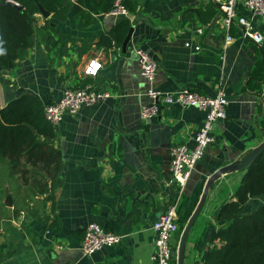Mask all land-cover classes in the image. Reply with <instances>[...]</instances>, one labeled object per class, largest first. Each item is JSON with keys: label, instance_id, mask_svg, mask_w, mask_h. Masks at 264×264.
<instances>
[{"label": "crops", "instance_id": "crops-1", "mask_svg": "<svg viewBox=\"0 0 264 264\" xmlns=\"http://www.w3.org/2000/svg\"><path fill=\"white\" fill-rule=\"evenodd\" d=\"M131 1L137 8L128 17L95 13L96 21L84 27L73 18V9L66 11L64 21L52 19L50 13L36 14L38 26L49 18L57 30L78 40L57 44L45 31L21 65L6 72L5 77L17 85L15 96L30 93L43 104L57 100L67 87L90 85L111 96L66 114L54 127V143L63 158L61 184L54 188L52 202L42 196L37 215L14 216L7 204L0 209V264H156L151 260L152 222L177 198L178 187L170 180V150L177 143H193L205 111L167 104L142 120L140 108L150 102L151 86L166 91L186 87L209 96L221 91L228 100L226 117L213 127L215 141L205 148L178 199L179 219L192 212L198 192L214 170L264 137V38L256 43L233 25V40L226 41L222 14L213 0ZM236 12L250 17L242 0ZM122 19L133 28L125 52L122 44L98 47L97 37ZM253 23L264 32L258 18ZM136 47L157 62L152 82L140 75ZM91 60L101 67L95 75L84 74ZM4 105L0 99V107ZM236 173L215 180L206 200L224 193ZM262 204L264 194L251 197L245 212ZM215 215L205 212L202 221L194 223L193 248L187 261L184 253V264H203L214 232L209 226H223ZM91 222L121 233V242L83 256L80 241Z\"/></svg>", "mask_w": 264, "mask_h": 264}, {"label": "trees", "instance_id": "trees-1", "mask_svg": "<svg viewBox=\"0 0 264 264\" xmlns=\"http://www.w3.org/2000/svg\"><path fill=\"white\" fill-rule=\"evenodd\" d=\"M37 3L59 21L66 19V11L73 9V18L79 26L96 21L95 13L110 10L113 0H0V81L1 70L6 72L21 65L40 34L47 31L49 39L57 44L74 43L78 39L56 29L47 18L37 25ZM129 12L137 4L124 0ZM130 25L122 19L107 33L97 37L96 45L107 48L120 46ZM89 41L82 39V42ZM44 104L30 93H22L0 109V198L4 197L3 178L18 186L30 187L45 200L53 201V190L61 184L62 151L54 143L56 129L43 115ZM200 191L198 192V195ZM264 194V151L246 168L233 199L223 202L215 219L223 226L214 230L204 256L203 264H264V204L245 212V203L251 197ZM0 201V209L3 208ZM16 211L13 212V215ZM35 215V214H33ZM190 212L178 219V238ZM15 216V215H14ZM198 243V242H197ZM172 264H176L175 255Z\"/></svg>", "mask_w": 264, "mask_h": 264}, {"label": "built area", "instance_id": "built-area-1", "mask_svg": "<svg viewBox=\"0 0 264 264\" xmlns=\"http://www.w3.org/2000/svg\"><path fill=\"white\" fill-rule=\"evenodd\" d=\"M213 1L219 5L222 14L221 24L226 33V41L233 40L230 34L233 25L240 28L245 38L256 43L263 40L264 32L255 29L253 18H258L264 24V0H242V4L250 13V17L236 12L238 0ZM129 13L124 0H113L112 7L106 12L108 15L120 17H128ZM197 33L201 34L202 30L198 29ZM189 45V42L185 43V46ZM194 48L198 50L200 47L195 46ZM134 54L140 75L148 82H152L158 66L156 60L141 47H136ZM100 67V62L91 60L87 64L84 74L95 75ZM110 96V92L93 89L90 85L76 88L67 87L57 100L44 104L43 115L52 126L56 127L66 114L74 115L83 106L94 105ZM147 96L150 102L143 105L139 112L142 120L155 116L159 107L167 104H178L181 107H194L205 111V118L195 133L193 143H177L170 150V180L174 181L178 187L177 198L159 214L151 226L154 235L151 260L155 261L156 264H172V258L175 255L173 240L179 229L178 199L189 179L191 170L203 157L205 148L215 141L213 127L217 120L226 117L228 100L221 91L215 96H209L186 87L176 91H166L151 86L147 90ZM122 238L121 233L105 229L97 222H91L84 228L79 246L80 252L83 256H90L105 246L119 244Z\"/></svg>", "mask_w": 264, "mask_h": 264}, {"label": "water", "instance_id": "water-1", "mask_svg": "<svg viewBox=\"0 0 264 264\" xmlns=\"http://www.w3.org/2000/svg\"><path fill=\"white\" fill-rule=\"evenodd\" d=\"M39 11L42 13L43 16L48 17L49 12L46 11L43 6L40 3H37ZM133 28L130 27L125 38L123 39L121 49L123 52H125L127 44L131 38ZM1 69V67H0ZM1 73L3 75V79L0 81V84L2 86L1 92H0V99L2 100L3 104H7L11 100L15 98V91L17 89V85L15 83H11L8 78L5 77L6 71L1 70ZM2 107H0L1 109ZM160 108V107H159ZM264 151V137L262 141L251 148L250 150H246L241 154L238 158L232 160L231 162H228L227 164H224L223 166H220L216 170H214L207 178L205 184L203 185V188L201 190V193L198 197L197 203L188 216L187 220L185 221L183 228L180 232L178 242L175 248V261L176 264H184V253H185V247L186 242L189 236V233L196 222L204 204L206 201V197L208 194L209 189L215 182V180H218L222 177V175L227 174L229 172L233 171H241L247 168L249 164L254 162ZM9 197H7V200ZM6 200V201H7ZM9 205V203H6Z\"/></svg>", "mask_w": 264, "mask_h": 264}, {"label": "rangeland", "instance_id": "rangeland-1", "mask_svg": "<svg viewBox=\"0 0 264 264\" xmlns=\"http://www.w3.org/2000/svg\"><path fill=\"white\" fill-rule=\"evenodd\" d=\"M246 169L237 171V173L229 178V182L226 186V189L223 191L224 193H220L215 196V198L211 199V195L208 196L204 207L201 211V214L199 215L197 219V223L195 226L202 221L203 216L205 212H207L209 215L213 216L216 212V210L219 208V206L225 202L231 199L230 195L233 194L235 191L236 187L239 184L240 179L243 177L245 174ZM10 179L7 177L3 178V183H4V189L5 191H8L9 194V199L7 200V196L5 195L4 197L0 198V201L3 202V208L6 209V203H9V207L12 206L13 212L16 211L15 216H31L33 214L37 215L39 214V210H42V205L44 202V199L42 196L38 195L35 192H32L29 187H23V186H18L15 182H10ZM7 200V201H6ZM194 226V228H196ZM193 228V229H194ZM192 229V230H193ZM191 230V231H192ZM191 234L189 235L187 242H186V247H185V255H186V261L189 258V254L193 248V235L195 234L194 231L190 232ZM180 235V233H179ZM178 235V238H179ZM178 238L175 240V248L178 242Z\"/></svg>", "mask_w": 264, "mask_h": 264}, {"label": "clouds", "instance_id": "clouds-1", "mask_svg": "<svg viewBox=\"0 0 264 264\" xmlns=\"http://www.w3.org/2000/svg\"><path fill=\"white\" fill-rule=\"evenodd\" d=\"M3 54H5L4 53V49L3 48H0V55H3Z\"/></svg>", "mask_w": 264, "mask_h": 264}]
</instances>
